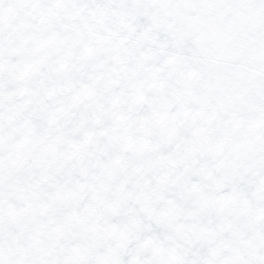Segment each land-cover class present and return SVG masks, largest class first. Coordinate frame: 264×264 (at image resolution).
Returning a JSON list of instances; mask_svg holds the SVG:
<instances>
[{
    "label": "snow or ice",
    "instance_id": "6c2138e0",
    "mask_svg": "<svg viewBox=\"0 0 264 264\" xmlns=\"http://www.w3.org/2000/svg\"><path fill=\"white\" fill-rule=\"evenodd\" d=\"M0 264H264V0H0Z\"/></svg>",
    "mask_w": 264,
    "mask_h": 264
}]
</instances>
